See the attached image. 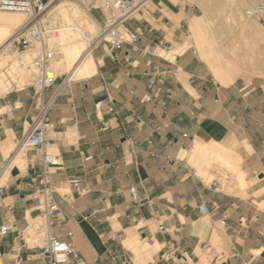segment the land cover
Wrapping results in <instances>:
<instances>
[{
	"label": "crops",
	"instance_id": "1",
	"mask_svg": "<svg viewBox=\"0 0 264 264\" xmlns=\"http://www.w3.org/2000/svg\"><path fill=\"white\" fill-rule=\"evenodd\" d=\"M190 18L187 7L149 1L125 25L133 41L113 51L103 42L93 48L103 62L93 77L58 80L44 94L51 103L46 152L59 158L51 174L60 206L52 231L63 239L73 233L71 264H201L214 240L237 253L229 264H264V75L221 85L192 48L174 62L160 57V48L184 43L182 25L189 28ZM38 102L32 86L0 96V167L11 154L8 139L16 145L30 134ZM195 140L235 151L244 190H214L179 159ZM41 155H24L1 186L0 226L10 222L15 229L0 235L4 264H43L45 237L29 235L39 215ZM76 179L90 190L78 192L69 184ZM131 187L141 202H133ZM131 234L144 248L139 253L128 245Z\"/></svg>",
	"mask_w": 264,
	"mask_h": 264
},
{
	"label": "bare ground",
	"instance_id": "2",
	"mask_svg": "<svg viewBox=\"0 0 264 264\" xmlns=\"http://www.w3.org/2000/svg\"><path fill=\"white\" fill-rule=\"evenodd\" d=\"M91 1L92 0H59L53 4L49 11L50 19L56 20L60 17L65 23L56 37L51 41L57 52L54 67L58 77L66 74L65 83L93 77L97 73V65H102L103 63L101 59L95 62L93 57V48L99 44L98 36L93 44L91 41L94 36L99 35L101 26L88 10ZM99 1L100 0H98V3ZM244 16L246 17L245 12ZM204 18L205 16H193L190 18L191 35L186 39V42L183 45L174 44V48L171 50L160 48L158 50L159 56L167 61L174 62L178 56L185 54L190 48L196 47L198 55L206 62L215 80L221 85H229L235 81L239 71L238 64L248 63L250 65H257L264 61V51L257 48L249 41L242 47L234 45L229 50H221L219 48L211 50L208 45V48H206V45H204L206 41H201L203 37L201 38L202 35L199 36L203 27ZM26 22L27 16L21 12L0 11V93L8 92L12 88L13 83L21 88L26 84L30 85L31 79H34L32 62L35 53L33 50H26L21 53L19 52V54L16 52L13 54H2L4 53L2 51L6 49V47L10 49L13 39H16L21 34ZM254 29L255 28L251 25H244L243 27V31L246 34L253 32ZM126 33L127 32H124V34ZM7 66L9 67L8 72L4 73L3 70ZM179 79L188 90H191L186 75L180 74ZM5 145H8V149H10L15 144L10 137ZM20 153L21 151L19 150L10 158L8 170L0 175V183L8 182L10 179V171L13 166L18 164V160L22 162L23 156H20ZM179 159L181 161L187 160L188 165L195 170L196 176L207 185L217 181L215 175L210 171L213 165L222 166L227 169H236V171L239 170V157L235 151L217 141L205 142L195 140L191 150L181 151ZM239 175H241L239 178L240 185L245 187L244 172L242 171ZM64 192H66V190ZM30 234L35 235L34 226L31 227L29 235ZM137 238L138 237H136L133 242H135ZM214 238L213 236V239ZM127 241H129V238ZM130 242L132 244V240ZM145 249L149 251L151 247L147 246ZM153 251H155V249H153ZM0 264H3V262L0 261Z\"/></svg>",
	"mask_w": 264,
	"mask_h": 264
},
{
	"label": "built area",
	"instance_id": "3",
	"mask_svg": "<svg viewBox=\"0 0 264 264\" xmlns=\"http://www.w3.org/2000/svg\"><path fill=\"white\" fill-rule=\"evenodd\" d=\"M57 1L59 0H0V11H16L27 16L24 29L12 41L11 45L33 50L35 53L32 62L34 68L32 87L38 96L39 116L30 134L25 138L22 147L38 150L42 153L38 161L40 172L36 178L39 215L34 228L36 236L45 237V243L39 255L40 261L43 264H71L72 257L75 254L72 241L73 233L67 235L69 239H63L52 231L55 217L60 211V206L54 198L51 174L53 167L59 164V158L55 154L46 152L50 128L48 113L51 103L44 101V94L56 84L59 78L54 67L57 52L51 41L65 24L60 17L56 20H52L49 17L50 8ZM149 1L151 0H100L97 9L102 12L104 20L98 35L99 43L104 42L108 44L113 51V49L120 47L123 43L133 41L134 36L129 33L124 34L125 25L135 19L136 14H139ZM248 4L249 6L245 10L246 17L264 22V0H248ZM125 35H128L129 38L126 39ZM150 100V97H146L143 102ZM110 109L113 110V107ZM124 140L128 141L132 146H137V143L131 139L125 138ZM91 159L92 156L84 157L86 162ZM9 161L3 166L2 173L8 170ZM69 184L78 192L90 190L88 186L82 188V181L80 179L71 180ZM4 193L5 188L0 187V199ZM129 193L133 202H141L135 187H131ZM12 209L11 206H7L9 213H11ZM155 216L159 218L157 211L155 212ZM222 225L226 226V223L223 222ZM159 230L165 231L163 224L160 225ZM14 232L15 229L10 222L0 226V235L2 236ZM18 234L21 235V232H18ZM236 256L237 253L235 252H228L220 248L210 249L207 253V262L204 264H229V260ZM132 259L133 257H130V260ZM0 261H2L1 255Z\"/></svg>",
	"mask_w": 264,
	"mask_h": 264
},
{
	"label": "rangeland",
	"instance_id": "4",
	"mask_svg": "<svg viewBox=\"0 0 264 264\" xmlns=\"http://www.w3.org/2000/svg\"><path fill=\"white\" fill-rule=\"evenodd\" d=\"M172 3L177 4L180 8L187 7L190 10V17L193 16H205L203 20V27L202 30L199 33V36H201L202 40H205V47L210 48L211 50L216 48H219L221 50H229L232 46H244L247 41L250 43H253L257 48H260L264 51V22L259 21L258 19L254 18H246L244 16L245 10L248 8V0H170ZM98 5V0H92L91 3L88 6L89 12L97 19V21L100 23V26L103 24V14L100 10H98L96 7ZM136 17L139 18V15L136 14ZM183 15L175 16L174 21L178 22L182 19ZM244 18V19H242ZM189 21V19H188ZM189 24V23H188ZM244 25H251L255 29L253 32L245 33L243 31ZM182 30L186 32V34L183 36L184 43L186 42V39L190 37L191 30H190V24L189 28L188 25L185 23L182 25ZM100 32V30H99ZM98 32V33H99ZM243 32V33H242ZM98 35L94 36L91 43L93 44L96 40ZM126 38H129L128 36H125ZM247 37V39H246ZM15 40V39H13ZM164 42V41H163ZM104 43V42H103ZM179 44V45H183ZM163 44V43H162ZM208 45V47H207ZM7 50V51H6ZM27 49H24L23 47H17L15 45L10 46V49L6 47L2 52V54L10 53L13 54L14 52H24ZM192 52H196L198 55V51L196 47H192ZM94 57V54H93ZM200 58V55H198ZM95 62H97V59L94 57ZM202 61L203 59L200 58ZM206 63V62H205ZM9 67L7 66L3 72H8ZM238 73L237 78H244L246 80H249V78L259 75H264V61L257 65H250L248 63H240L238 64ZM60 75V74H59ZM211 78V76H210ZM214 77L212 76V79ZM66 79L65 75H60L58 80L60 82H63ZM84 80V79H81ZM215 80V78H214ZM216 81V80H215ZM217 82V81H216ZM33 79L30 81V85H25L23 87L32 86ZM218 83V82H217ZM12 88L9 90L17 88L16 84H12ZM21 87V88H23ZM19 88V87H18ZM8 91V92H9ZM6 92V93H8ZM6 93H0V96ZM35 93V91H34ZM36 94V93H35ZM37 95V94H36ZM38 97V96H37ZM39 116V109L37 111L36 116L33 118L32 121V127L34 126L37 118ZM27 137V136H26ZM25 137V138H26ZM23 138L20 140L16 145H14L12 148H10L8 151L11 152L10 156L4 161L0 167V175L2 174V168L3 166L15 155V152L19 151L21 148L22 150L20 153V156L26 155L30 151H34L28 148H23L22 144L25 140ZM230 148V147H229ZM36 151V150H35ZM23 153V154H22ZM50 154H53L52 152H47ZM18 164L16 166L21 167L22 162L18 160ZM187 162V160H185ZM21 165V166H20ZM15 166V165H14ZM191 167V166H190ZM192 168V167H191ZM239 170L236 171V169L232 168H225L218 165H213V167L210 168V171L215 175V178L217 181L214 183L209 184L208 186H211L214 190L217 191H223L224 193H234L236 189L244 190V188L240 185L239 178L243 170L241 169L240 162L238 163ZM193 169V168H192ZM218 169V170H217ZM224 169V170H223ZM195 174V170H192ZM222 172V173H221ZM11 173V171H10ZM223 175V176H222ZM225 179V180H224ZM8 182H2L0 183L1 186H5ZM207 185V184H206ZM224 186V187H223ZM132 236V235H131ZM129 238L128 245L129 247L133 248L136 253H139L140 249H144L139 241V238H137L135 242L134 239L136 236H132ZM133 238V239H132ZM132 240V244L131 241ZM219 241L214 240L213 249L219 248ZM136 243V244H135ZM147 247V246H145ZM207 254L202 257L201 261L203 260L204 263L207 262ZM203 261L201 264H204Z\"/></svg>",
	"mask_w": 264,
	"mask_h": 264
}]
</instances>
